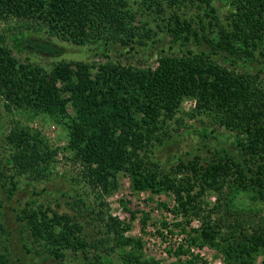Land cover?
<instances>
[{
	"label": "trees",
	"instance_id": "trees-1",
	"mask_svg": "<svg viewBox=\"0 0 264 264\" xmlns=\"http://www.w3.org/2000/svg\"><path fill=\"white\" fill-rule=\"evenodd\" d=\"M214 1L139 0L150 17L164 16L163 28L175 42L198 36L193 23L183 18L186 9H205L204 16L218 27L217 35L206 40L212 52L166 54L147 68L64 61L51 76L39 66L21 63L6 31L0 32V97L9 111L43 114L64 125L67 150L83 164L90 185L107 190L124 173L136 191L171 192L177 211L189 220H202L200 240L222 251L229 264H251L264 248V233L248 234L234 218L248 212L240 205L244 194L252 196L255 206L264 205V82L223 66L216 57L224 53L245 57V62L257 54L264 57V0H234L225 24ZM137 22L129 0H0V25L15 31L44 30L77 46L143 45L151 29ZM186 101L195 102L192 118L233 134L243 160L220 155L205 163L196 156L166 170L151 158L152 148L162 143L159 133ZM8 142V163L17 175L46 180L53 173L58 153L40 132L17 126ZM210 191L217 196L213 207L203 199ZM232 219L235 227L228 224ZM20 220L32 242L56 260L72 254L84 256L89 264H113L112 254L119 248L122 264H154L143 258L142 242L126 237V229L113 218H102L115 246L109 250L100 249L110 245L103 243L108 240L90 241L82 223L51 206L27 204ZM225 228L229 231L223 232ZM0 264H8L6 256Z\"/></svg>",
	"mask_w": 264,
	"mask_h": 264
},
{
	"label": "rangeland",
	"instance_id": "rangeland-1",
	"mask_svg": "<svg viewBox=\"0 0 264 264\" xmlns=\"http://www.w3.org/2000/svg\"><path fill=\"white\" fill-rule=\"evenodd\" d=\"M233 1H214L221 23H227ZM129 2L137 13V25L141 26L142 22L147 29H151L145 44L134 48L77 46L51 37L44 30L15 31L12 26L4 25H0V32L6 31L8 44L21 63L39 66L51 76L58 64L64 61L86 64L114 61L125 66L147 68L155 66L157 59L166 54L179 56L188 51L212 52L206 40L217 35L218 27L212 24L211 17L204 16L205 9H186L183 18L193 23L198 36L190 42H175L163 28L166 25L162 21L164 16L152 18L139 0ZM222 54L216 58L223 66L249 72L257 81L264 82V57L260 54L251 62H245V57L239 59ZM194 107L193 101L182 104L177 118L159 133L162 143H156L152 148L151 158L166 170L175 169L180 161L188 162L196 156L202 157L205 163L220 155L243 160L245 155L237 146L233 134L203 118H192ZM17 126L32 133L40 132L51 148L57 150L56 168L48 179L17 175L13 165L8 163L11 153L8 135ZM68 144L69 133L64 125L43 114L9 111L0 97V257L6 256L8 264H89L82 255L70 254L65 260H56L32 242L24 222L20 220L21 210L30 203L51 206L60 213L73 216L83 224L90 241L94 243L104 240H108L104 244L109 243L106 236L108 228L102 218L106 221L116 219L126 229V237L142 242L143 258L154 264H189L191 260H195V264H229L222 251L198 238L197 231L202 227V220H189L177 211L173 193L136 191L132 180L124 173L118 174L107 190L92 186L87 182L83 164L75 161L67 150ZM203 199L211 207L217 204L214 192H207ZM240 205L245 206L248 212L253 211L250 214L240 213L234 218L240 220L245 232L264 233V205L255 206L252 196L247 194L240 197ZM234 219L228 223L232 227H235ZM226 231L229 229L223 230ZM109 244L107 248L102 246L100 249L115 247L112 241ZM121 252L119 248L114 250L111 257L113 264H122ZM251 264H264V248Z\"/></svg>",
	"mask_w": 264,
	"mask_h": 264
}]
</instances>
